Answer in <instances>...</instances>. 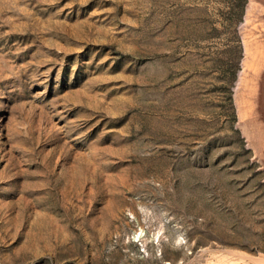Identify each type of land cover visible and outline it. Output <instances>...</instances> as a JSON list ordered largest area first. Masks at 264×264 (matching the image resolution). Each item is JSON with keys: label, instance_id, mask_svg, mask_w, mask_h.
Masks as SVG:
<instances>
[{"label": "rangeland", "instance_id": "obj_1", "mask_svg": "<svg viewBox=\"0 0 264 264\" xmlns=\"http://www.w3.org/2000/svg\"><path fill=\"white\" fill-rule=\"evenodd\" d=\"M233 2L0 0V264H264V0Z\"/></svg>", "mask_w": 264, "mask_h": 264}, {"label": "trees", "instance_id": "obj_2", "mask_svg": "<svg viewBox=\"0 0 264 264\" xmlns=\"http://www.w3.org/2000/svg\"><path fill=\"white\" fill-rule=\"evenodd\" d=\"M247 4H248V0H234V2L232 3L231 11L237 15L239 21L243 20ZM243 58H244V51L241 46L239 48V56L237 58V62H235V69L232 72V76H231L232 82H235L237 79V74L238 71L241 69L240 64Z\"/></svg>", "mask_w": 264, "mask_h": 264}, {"label": "bare ground", "instance_id": "obj_3", "mask_svg": "<svg viewBox=\"0 0 264 264\" xmlns=\"http://www.w3.org/2000/svg\"><path fill=\"white\" fill-rule=\"evenodd\" d=\"M263 65H264V54H263V58H262V60H261V63L258 65V67H257V69H256V73H259V71H260V69L263 67ZM258 78V77H257ZM256 78V79H257ZM258 80V79H257ZM257 93V92H256ZM256 96H254L253 98H251V100H250V109L251 110H253V108H254V103H255V98ZM255 98V99H254Z\"/></svg>", "mask_w": 264, "mask_h": 264}, {"label": "crops", "instance_id": "obj_4", "mask_svg": "<svg viewBox=\"0 0 264 264\" xmlns=\"http://www.w3.org/2000/svg\"><path fill=\"white\" fill-rule=\"evenodd\" d=\"M262 73L264 74V65H263V67L260 69V71H259V75H258V78L260 77V75H262Z\"/></svg>", "mask_w": 264, "mask_h": 264}]
</instances>
